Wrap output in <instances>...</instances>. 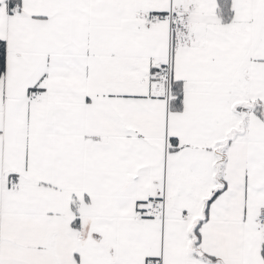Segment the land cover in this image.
Wrapping results in <instances>:
<instances>
[{"label":"snow or ice","instance_id":"obj_1","mask_svg":"<svg viewBox=\"0 0 264 264\" xmlns=\"http://www.w3.org/2000/svg\"><path fill=\"white\" fill-rule=\"evenodd\" d=\"M0 264H264V0H0Z\"/></svg>","mask_w":264,"mask_h":264}]
</instances>
